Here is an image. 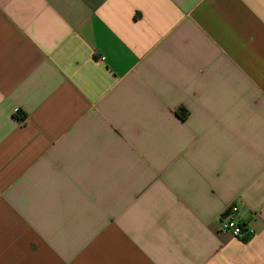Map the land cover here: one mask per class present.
Returning <instances> with one entry per match:
<instances>
[{"label": "crops", "instance_id": "obj_1", "mask_svg": "<svg viewBox=\"0 0 264 264\" xmlns=\"http://www.w3.org/2000/svg\"><path fill=\"white\" fill-rule=\"evenodd\" d=\"M0 264H264V0H0Z\"/></svg>", "mask_w": 264, "mask_h": 264}, {"label": "built area", "instance_id": "obj_2", "mask_svg": "<svg viewBox=\"0 0 264 264\" xmlns=\"http://www.w3.org/2000/svg\"><path fill=\"white\" fill-rule=\"evenodd\" d=\"M238 211L237 204L230 205L229 209L220 216L218 224L221 231L229 232L238 241H243L254 234V229L237 217Z\"/></svg>", "mask_w": 264, "mask_h": 264}]
</instances>
